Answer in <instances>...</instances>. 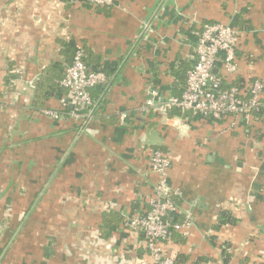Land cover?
<instances>
[{
  "label": "crops",
  "instance_id": "crops-1",
  "mask_svg": "<svg viewBox=\"0 0 264 264\" xmlns=\"http://www.w3.org/2000/svg\"><path fill=\"white\" fill-rule=\"evenodd\" d=\"M113 1L95 9L82 0H0V264L150 262L127 220L149 210L157 147L170 153L169 185L194 220L165 251L184 264H264V121L228 130L229 120L188 117L180 133L178 114L141 109L150 85L158 103L184 89L206 23L239 33L237 72L226 76L220 62L216 73L227 84L264 81V0ZM77 48L108 77L91 91L96 107L84 127L42 115L60 108L59 95L39 99L35 88L56 65L62 76ZM9 79L19 92L14 105ZM107 211L123 222L103 238ZM222 211L238 222L215 230Z\"/></svg>",
  "mask_w": 264,
  "mask_h": 264
},
{
  "label": "built area",
  "instance_id": "built-area-1",
  "mask_svg": "<svg viewBox=\"0 0 264 264\" xmlns=\"http://www.w3.org/2000/svg\"><path fill=\"white\" fill-rule=\"evenodd\" d=\"M82 1L99 8H110L114 4L113 0ZM238 35L237 30L227 24H204L196 42V61L186 73V84L181 96H174L158 103L159 92L150 85L146 89L142 111L158 105L164 113L177 110L181 121L176 123V126L180 133L185 128L184 119L188 117H200L214 122L229 120L228 130L242 125L250 126L256 121L253 116L263 108L261 100L264 94V81L256 78L243 85L227 84L226 79L216 73L220 62L226 76L237 72ZM86 58L84 50L77 48L72 62L63 64L59 85L68 95L60 98L59 109L41 108L39 112L42 115L54 121L72 120L80 127H84L92 119L96 104L91 91L105 86L108 77L103 71L92 69ZM10 94L13 100L9 103L14 105L19 92L13 88ZM122 118L126 119L127 115L123 114ZM171 166L169 152L160 149L151 151L149 173L158 176V181L149 200L150 209L145 215L137 214L127 220L130 229L142 234L150 256V262L142 260L140 264H178L165 251L164 244L172 238L173 232L188 237L194 225L193 215L189 211L182 214L174 200L175 197H181V192L169 185ZM179 217L180 221H174Z\"/></svg>",
  "mask_w": 264,
  "mask_h": 264
},
{
  "label": "trees",
  "instance_id": "trees-1",
  "mask_svg": "<svg viewBox=\"0 0 264 264\" xmlns=\"http://www.w3.org/2000/svg\"><path fill=\"white\" fill-rule=\"evenodd\" d=\"M91 6V5H89ZM93 7V6H91ZM95 9H105V8H99V7H94ZM62 45L66 48H72L69 44L67 43H62ZM83 49V48H82ZM84 50V53L87 57V52L85 49ZM75 52V51H74ZM74 52H72L70 55L67 56V61L68 63H71L72 62V59L74 57ZM86 62H87V58H86ZM88 63V62H87ZM15 63L14 61H11L10 63V68H9V71L13 70L15 68ZM51 70V73L53 72V75L52 76H40V78L36 81V90L38 92V98L41 99V98H47L50 93H54L59 95V99L62 98V97H66L68 95L67 91L60 87L59 85V82L61 80V73H60V68L59 66H55L53 68L50 69ZM188 71H186L187 73ZM10 73V72H9ZM56 80V82H55ZM155 82H152V84H154ZM181 83L186 84V75L185 77H183L181 79ZM12 82H10V79L9 81L6 82V87H7V91L9 92H12L13 91V86H12ZM226 87V86H225ZM183 88L180 92L179 95H177L178 97L181 96L182 92H183ZM98 93H101V91H99ZM262 102V100H261ZM39 105V104H38ZM41 106V105H39ZM66 110V109H65ZM169 116L171 115H174V114H179L177 110L173 109V110H170L168 112ZM254 119H256L255 122H253L250 126H248L247 128L248 129H251L253 127V124L256 123V122H261V121H264V108L261 109L260 112H257L254 116H253ZM155 149H160V150H163L165 152H167L166 150L162 149V148H153L152 150H155ZM158 177V176H157ZM175 202L177 205H180V201H179V198H174ZM149 205V203H148ZM149 209H150V205H149ZM149 211V210H148ZM135 215L137 214H133L131 216H129V218H132L134 217ZM174 221H180L179 218H176ZM122 218L121 216L116 213L115 211H107V212H104L103 214V227L101 228V235L103 236V238H108L115 230H117V228H119L120 224H122ZM238 220L236 218H234L232 216V214H230L229 212H226V211H222L219 213L218 215V219H217V225L215 226V230H218L221 226L223 225H235L237 224ZM177 232H173L172 233V237L174 235H176ZM231 249L229 246H225V250L222 252V256H223V260L224 262H229V254H228V250ZM176 260V259H175ZM209 259L207 258H200L198 260V262H196L195 264H199L201 262H204V261H208ZM176 262L178 264H184L182 261L180 260H176Z\"/></svg>",
  "mask_w": 264,
  "mask_h": 264
},
{
  "label": "water",
  "instance_id": "water-1",
  "mask_svg": "<svg viewBox=\"0 0 264 264\" xmlns=\"http://www.w3.org/2000/svg\"><path fill=\"white\" fill-rule=\"evenodd\" d=\"M70 109H71V106H70Z\"/></svg>",
  "mask_w": 264,
  "mask_h": 264
}]
</instances>
